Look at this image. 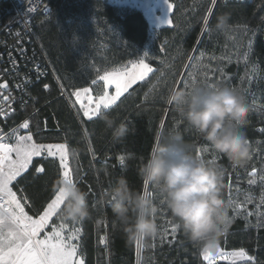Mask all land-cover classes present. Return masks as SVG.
Returning <instances> with one entry per match:
<instances>
[{
  "label": "trees",
  "instance_id": "trees-1",
  "mask_svg": "<svg viewBox=\"0 0 264 264\" xmlns=\"http://www.w3.org/2000/svg\"><path fill=\"white\" fill-rule=\"evenodd\" d=\"M170 2L173 9L165 21L170 17L172 24L167 25L165 21L153 24L143 8L127 3L45 0L48 11L33 23L44 75L26 84L24 104L3 123L7 142L15 143V132L31 134L37 144L67 145L69 170L75 183L88 193L90 216L72 223L58 212L45 231L61 222L69 229L79 227L81 233L72 243L83 253L84 264H208L182 231L171 233L166 221L174 222L160 193L139 173L157 134H167L175 126L193 154L215 161L223 172L224 199L228 206L232 201L228 207L231 223L218 248L225 253L243 250L246 257L218 256L213 264H264V204L260 203L264 196V180L260 179L264 175V133L260 131L264 129V0H216L215 5L211 0ZM223 12L232 15L230 26L221 31L215 23ZM140 59L154 71L133 84L115 105L101 111L135 129L116 142L102 120L89 121L83 116L70 93L89 87L95 96L105 89L101 75ZM209 85L234 88L247 102L249 112L240 130L252 146L253 158L243 167L233 168L232 162L180 120L173 105L165 103L172 87ZM25 121L28 128L21 127ZM130 153L134 158L127 159ZM121 156L125 157L123 165ZM38 167L45 172L37 173ZM253 167L255 177L249 175ZM61 172L59 158L45 153L33 157L28 170L13 181V191L25 197L29 215L53 197ZM122 176L131 189L159 203V231L150 241H129L114 223L105 194ZM249 179L256 183L250 185ZM102 237L105 243H100Z\"/></svg>",
  "mask_w": 264,
  "mask_h": 264
},
{
  "label": "clouds",
  "instance_id": "clouds-1",
  "mask_svg": "<svg viewBox=\"0 0 264 264\" xmlns=\"http://www.w3.org/2000/svg\"><path fill=\"white\" fill-rule=\"evenodd\" d=\"M231 12L216 17L215 29L230 26ZM165 103L173 105L180 120L194 129L218 154L237 166H245L252 146L240 130L246 123L249 108L245 99L228 86L172 87ZM119 142L134 132L129 124L102 112L99 117ZM125 159V157H123ZM134 158L128 154L127 159ZM139 173L156 189L170 212L175 227L204 254L214 253L220 237L231 223L228 204L223 196L222 175L214 160L193 154L190 145L175 126L167 134L158 133L142 163ZM64 189L61 218L81 223L90 216L88 193L76 183L58 179L56 189ZM115 218L129 241H150L158 235L159 203L148 195L130 188L119 177L105 194Z\"/></svg>",
  "mask_w": 264,
  "mask_h": 264
},
{
  "label": "snow or ice",
  "instance_id": "snow-or-ice-1",
  "mask_svg": "<svg viewBox=\"0 0 264 264\" xmlns=\"http://www.w3.org/2000/svg\"><path fill=\"white\" fill-rule=\"evenodd\" d=\"M165 2L168 11L171 12L173 4L170 0H165ZM211 3L215 5L216 0H211ZM44 10L48 11L47 6ZM211 12L212 10L209 9V14ZM165 23L171 25V18L169 17ZM208 23V16H205L204 24L207 25ZM153 71L154 69L144 59L133 61L130 62V66L125 65L123 68L113 69L112 72H106L99 77V80L104 82L105 89L109 85H114V94L104 90L94 96L92 89L82 87L72 91L70 96L75 97L74 105H79L83 116L92 121L94 117H99L103 109H109L115 105L133 84L137 81H143ZM97 82L96 79H93L91 83L96 85ZM194 83L195 78H193ZM0 87H6V85H0ZM47 87L48 85H45V88ZM4 99L7 100L8 97H4ZM21 127L28 128V122L25 121ZM260 131L264 133V129H260ZM13 137L15 143L10 144L7 142V136L0 135V264H84L83 253L78 252V245L72 243L81 233L79 227L74 225L69 229L66 223L61 222L52 224L51 231H45L50 226L52 218L58 215L64 202V189H56L46 206L42 205L34 215H29L25 211L27 206L24 202L25 197H18L17 192L13 191L12 187L13 181H16L17 177L28 170L32 158L42 156L45 153L49 157H58L59 166L62 169V178L69 183H75L69 170L67 145L65 143L37 144L33 142L31 134L17 135L14 132ZM13 153L15 158H13ZM252 158L251 155L250 160ZM119 162L121 165L124 164L125 161L122 156L119 157ZM232 167L235 168V165L233 164ZM35 171L44 173L45 168L38 167ZM249 175L251 177L257 175L254 167ZM260 179L264 180V175H261ZM248 183L250 185L255 184L256 180L249 179ZM161 203L163 204L162 201ZM260 203L264 204V196L261 197ZM229 206H232L231 200H229ZM166 223L170 226L171 233L174 234L177 230L175 225L171 221H166ZM66 230L69 231L67 237L65 236ZM41 233H43V237H41ZM100 243H105L104 237L101 238ZM217 251L222 257H246L243 250L225 253L219 251L217 247ZM202 255L208 264H213V253H202ZM247 259L251 260L252 258L247 257Z\"/></svg>",
  "mask_w": 264,
  "mask_h": 264
},
{
  "label": "built area",
  "instance_id": "built-area-1",
  "mask_svg": "<svg viewBox=\"0 0 264 264\" xmlns=\"http://www.w3.org/2000/svg\"><path fill=\"white\" fill-rule=\"evenodd\" d=\"M45 6V0H0V85H6L0 87V135H8L3 123L24 104L26 84L44 75L33 23Z\"/></svg>",
  "mask_w": 264,
  "mask_h": 264
},
{
  "label": "rangeland",
  "instance_id": "rangeland-1",
  "mask_svg": "<svg viewBox=\"0 0 264 264\" xmlns=\"http://www.w3.org/2000/svg\"><path fill=\"white\" fill-rule=\"evenodd\" d=\"M110 1L117 4L127 3L138 6L139 8H143L149 15L151 22L153 24H157L165 21V17H167L169 13L167 4L164 2V0H110ZM104 90L109 91L110 94H114L115 91L114 85H109L107 89ZM218 256L220 255L219 252L216 250L213 253V258L215 259Z\"/></svg>",
  "mask_w": 264,
  "mask_h": 264
}]
</instances>
